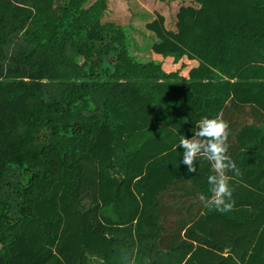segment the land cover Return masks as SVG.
Instances as JSON below:
<instances>
[{
	"label": "trees",
	"instance_id": "obj_1",
	"mask_svg": "<svg viewBox=\"0 0 264 264\" xmlns=\"http://www.w3.org/2000/svg\"><path fill=\"white\" fill-rule=\"evenodd\" d=\"M108 2L0 0V264H264V0L145 15L172 72L136 59ZM218 114L226 213L199 199L210 162L173 151Z\"/></svg>",
	"mask_w": 264,
	"mask_h": 264
},
{
	"label": "clouds",
	"instance_id": "obj_2",
	"mask_svg": "<svg viewBox=\"0 0 264 264\" xmlns=\"http://www.w3.org/2000/svg\"><path fill=\"white\" fill-rule=\"evenodd\" d=\"M192 132L191 138L181 135L173 151H176L177 147L183 149L181 163L187 167L190 174L196 173L195 163L198 158L202 157L210 162L214 173L208 177L210 196L201 195L199 199L209 210L230 212L235 205L231 181L234 176L240 175V170L227 154L229 124L222 114L213 118L204 117L195 123ZM229 172L234 173V176H229Z\"/></svg>",
	"mask_w": 264,
	"mask_h": 264
},
{
	"label": "rangeland",
	"instance_id": "obj_3",
	"mask_svg": "<svg viewBox=\"0 0 264 264\" xmlns=\"http://www.w3.org/2000/svg\"><path fill=\"white\" fill-rule=\"evenodd\" d=\"M109 13L105 16L107 22L113 21L122 25L128 36L133 38L129 43L130 52L137 60H153L161 64L165 72H172L179 64L174 65L170 60L163 59L150 52V40L147 32L143 30L145 15L152 16L156 11L166 12L168 9H175L181 3L180 0H108ZM146 34V35H145ZM80 64H84L82 59H77ZM185 69L181 71L184 74Z\"/></svg>",
	"mask_w": 264,
	"mask_h": 264
}]
</instances>
